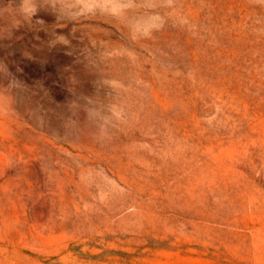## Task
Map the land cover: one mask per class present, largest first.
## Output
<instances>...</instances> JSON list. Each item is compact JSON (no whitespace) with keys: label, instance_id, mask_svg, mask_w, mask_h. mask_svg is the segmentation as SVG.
<instances>
[{"label":"rangeland","instance_id":"374dc122","mask_svg":"<svg viewBox=\"0 0 264 264\" xmlns=\"http://www.w3.org/2000/svg\"><path fill=\"white\" fill-rule=\"evenodd\" d=\"M0 264H264V0H0Z\"/></svg>","mask_w":264,"mask_h":264}]
</instances>
